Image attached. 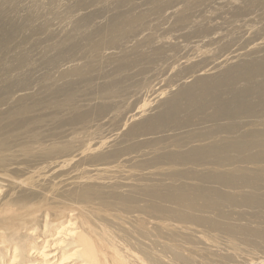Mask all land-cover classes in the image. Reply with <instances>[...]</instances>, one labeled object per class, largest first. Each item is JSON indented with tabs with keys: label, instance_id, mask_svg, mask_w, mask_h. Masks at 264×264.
Instances as JSON below:
<instances>
[{
	"label": "rangeland",
	"instance_id": "374dc122",
	"mask_svg": "<svg viewBox=\"0 0 264 264\" xmlns=\"http://www.w3.org/2000/svg\"><path fill=\"white\" fill-rule=\"evenodd\" d=\"M57 1L0 0V53L3 52V56L2 53L0 54V75L4 73V75L2 76L5 78V82L3 81L4 78L3 80L0 78V80H2L1 82L3 83L2 87L7 86L6 89H3L2 87L0 89V98L2 97L1 99L3 101L0 106V110H3L1 112H5L12 106V109L14 108V110L16 109L24 112L26 118H17V123L21 124L18 127L23 129L25 132H28V130L30 129V125L28 123H25L27 121V118L30 119L34 116H39L45 121L43 122L42 126H39L40 130H35L37 133L44 135V143L50 145L51 143H54L56 141V143H61V140L62 142H67V140L72 136V132L74 131L73 128L79 129L80 126L77 125L76 127V125H68L64 120H57L59 121L58 124L57 122H53V120H49V113H53V111L55 112L56 110L54 109L48 112L46 107L51 105L52 98L54 100L59 96L63 99L67 96L65 94H67L69 91L71 92L70 89H72L73 93H75L74 97H76V100L81 102L82 100H87L86 102H89H85V107L81 106L82 109H80V111L75 115V118L77 115L82 114L83 119H86L85 124L88 126V128L90 126L89 129H92L96 126L95 128H100L103 130L100 131V135H98L92 141V146L94 147L89 156H102L101 159H104V162L102 161L98 163L97 165L99 166L96 167H92L90 166V164L87 165V167H85L84 169V177H88V179L85 180L79 179V177L81 176L80 174H82V168L77 169L79 162H83V160L84 162H87L86 156L81 155V152L77 153L78 155L75 158L76 160L74 159L70 163H67V159H61L57 162H54V164L52 165H46L38 168L37 171H34L36 170V163L29 159L30 154H28L26 148L19 147L17 143L22 142L26 136L19 138V140H15L12 138L11 134H3V132H1L0 159L1 157L4 159L0 160V163H3L0 164V264H88L87 260L81 255L83 247L82 243L77 244L75 241V237L69 233L82 232L85 233L84 236L89 239V236L86 234L88 229L84 224V220L77 214L78 211L76 208H70L68 211L65 210L67 211L65 215L58 219L54 215L56 212H50L45 208H41L34 217H31V220L28 219V221L22 222L21 224L13 225L9 222L7 224L3 222L1 217L2 215H9L13 211V209L22 206L25 201L27 202V204H31V206H29L30 208L33 207V203L34 201H36L35 196H28V190L32 189L29 188L26 184V179L31 177H34L36 186H40V188H43L45 190L51 189L58 184V194H62V196L69 198V201H73V199H76L75 202L77 203L79 199L81 200V198H79L81 192H83L84 190L86 191L87 188L91 187L92 190L89 191V194L91 193L92 196L96 195L104 198H109L112 200V202L117 198H124L133 200L136 204H140L142 206L144 203L150 202L151 198L155 196L151 194L152 192H159L160 194H162V197L165 198V196L169 194H175L174 191L176 190V193L180 195H186V197L191 200V203L196 204H194L195 206L193 205L192 210H184V212H182H187L186 216L189 218V220L190 218H192V221L190 222L194 223L196 219V221L200 220L203 224L192 226L178 224V226L176 227L167 228L160 227L162 226L161 223L151 221V227L147 230L144 228L146 233L148 234L147 236L142 234V232H144L143 227L138 226L136 222H130L127 216L122 217L116 212L105 216L104 212L97 213L93 212L92 210H87V212L89 213V217L91 216V220L93 221L92 224L95 227L94 231L96 235L103 240V245H107V247L110 249L112 248V245L115 244L119 252H121L122 254L124 253L131 255V259L125 260L127 261L125 262V264H264V144L263 146L260 145L262 141L264 143V136L260 135L262 132H264V126H259V124L257 123V119H255V117L253 116V114H257V108L248 106L250 109L249 113L247 111L248 108L244 107L243 109L245 110H242L241 112L245 116L241 115L239 117L232 118V123H229L231 120H229L228 122L209 121L210 123L208 124L205 123V125L203 126H197V118H193V122H190L187 119L180 120V126L175 131H171L170 128L167 127L166 129L165 127V125L167 124L172 125L174 123L173 121L168 120V116L170 112L174 111L175 104L176 107L178 106V103L176 101L177 97L175 96L177 95V93L180 92L182 100L188 98V96L195 90L193 86L191 87V85L195 84V81H204L209 78L215 77L220 72L238 67L249 54H255V58L259 57L260 59H264V36L257 42H251L257 32H259L260 30H264V21L260 23L258 27L255 26L253 29H250L251 27H253V25L249 26L250 18H248L249 15L246 13L252 11V6L249 5L243 7L245 5H238V7L240 6L239 9H241V13H243V15L241 16L242 18L240 17V19L237 20L236 26L235 24H233V26H229V30H231L230 33L228 30L223 29L221 35L225 36L226 39L222 38L220 41L218 40V44L215 45V47H211L212 50L215 49V51L211 52L219 53L225 50L226 47H231L233 44H238V46L233 45L231 50L225 52V54H227L226 57L217 62V64L221 65L220 68L214 69L215 67L214 65H212L208 69L199 73L197 72L196 74H188L191 66L195 63L200 62L202 58L206 57L205 55L203 57H199V59L193 58L188 61L183 60L180 63L178 69L174 71L168 70L166 72H160L159 69L157 70L154 67H150L148 69L149 71L143 72V78L140 76L141 72L136 69L134 70V74L137 75L136 78L135 76H132V71H128V67H130L132 64V60H130L131 58L129 57V54H133L136 51V49L132 51L135 41H124L120 44L119 47L113 48L112 41L116 36L115 34L113 35V30L115 29V27H113V19L118 15L117 13L120 12L121 14V12L123 13V11L125 12L127 9H129V5H132L130 7L135 8L139 6L141 9L138 12L142 13L148 11L150 6H147L145 4L142 5L140 0H137L138 2L136 0H131L133 4L130 3V0H128L129 2L126 1V3L120 6V8L118 7V11H116L113 8V2H117V0H82L83 2H81V0ZM139 7L137 9H139ZM210 7H216V3L214 4V6L211 5ZM219 7L222 8V11L218 9V13L223 14L226 10L223 8V6ZM233 7L235 8V6ZM205 11L209 12L210 8ZM64 12L66 14H64ZM162 13L159 15L158 20L155 21V19H152L148 24V26L150 27L153 26L154 28H157V32H155V35L152 34L151 37V32L143 33L142 31H144L147 26H139L140 30L138 29V32L143 34L133 36V40L139 41L140 44H143L148 39L152 38L153 42H157L156 44L151 42L152 45L155 47L157 45L161 48L158 49L156 47L155 49L157 50L151 49L150 54H158V56H160V54H165L168 59L174 53L186 54L189 48L193 50L196 45H198V40H201L202 37L200 38L192 36L188 38V35L191 36L193 32L195 33L200 31V29L196 25L198 21L195 20V22L193 21V23H188V26H183L179 23H177L176 25L174 24L175 21L170 24L172 22L171 18L175 12L173 10H166ZM246 15L248 16L246 17L247 19L244 18ZM160 17L163 21L169 19V22L165 21L164 26L161 23L158 24L160 22ZM223 17V15L219 18L217 16H213L212 20L214 23L211 22L205 25V27L207 28L212 26L213 29L207 30L206 28H204V32H207L206 34L210 35L216 26L223 25ZM27 26L29 29L27 28ZM77 28H80V30H78ZM137 28L138 27L135 26L136 30ZM240 28L242 29L240 30ZM171 29H176L174 35L182 36V38H175L170 41L162 42H158L156 40L158 37L160 38V36H162V33H166ZM189 31L192 33L189 34ZM227 34L229 35L227 36ZM131 35H133V33ZM94 44H97L96 47ZM15 47H17V49ZM87 47L92 48L87 51L85 50V48ZM137 50L141 51V49ZM190 53L193 54L192 52H189L188 54ZM5 54L6 56H4ZM57 54L61 56L60 59ZM83 54L86 55L83 56ZM93 54L98 55L93 56ZM258 54H260V56H258ZM29 55L31 56V58H29ZM7 56L8 58L12 56V59H7V61L9 60L8 62L5 61ZM13 56H18V60L16 61V58L14 60ZM43 56L45 59L43 58ZM106 56H109V58H104ZM3 57L6 58L4 59ZM19 57H21L23 61L20 60ZM152 57H154V55H152ZM118 58L119 60H117ZM39 59H41L42 62L41 60L39 61ZM51 59L55 62L50 63ZM11 60L13 61V66H10L11 64L9 62H11ZM47 60L49 63L46 62ZM70 60H75V62L69 64ZM18 61L22 63H19ZM124 61H126L127 63ZM2 64H4V68L9 66V68H11L10 72H13L14 70L15 74L14 72L13 74H10L8 72V67L5 72L4 69H2ZM39 64H43V66ZM208 64L210 65V63ZM217 64L215 63V65ZM21 65L22 68L20 69ZM49 65L50 67H48ZM16 66L19 67L21 72H17L19 70H15L18 69V67L16 68ZM116 67L120 69H116ZM62 70H66L67 72L74 71L73 73H71V75L67 76L68 80H62V84L64 85H61L62 88L65 89L64 91H62L63 89H59L61 88V86L58 88L51 85L59 75L58 73ZM22 72L23 74H21ZM7 74L10 78L6 77ZM106 74H110V78L113 80V85H111L110 89L108 90L110 91L108 92L110 98H115L116 95L118 96L116 97L117 99L113 98L110 100V102H105L104 100H102L104 99V97L101 96L106 95L101 94L102 92H107L105 85H103L107 83L106 79L104 78ZM11 76L13 77V79ZM179 77H184V79L178 82L176 87L167 88L166 81L168 78H175V81H178ZM113 78H115V80ZM163 78L166 81L162 80ZM242 78L243 79H241V81L245 82L244 77ZM251 78H253L254 80H251L247 84L255 81L256 77L254 76ZM79 79H81L82 81H80ZM141 79H146L149 84L154 85H150L149 87L148 84V88L147 86L145 87L148 90L145 89V91L143 89L144 85L142 84L141 86L138 85L139 88L136 87L134 89L136 83ZM7 80H9L10 84ZM1 82L0 84L2 85ZM77 83L78 85L82 83L79 85L80 88L78 87ZM99 84L101 85V87L99 86ZM10 85L13 86V88H11ZM63 86H65V88ZM37 87L40 89H37ZM250 87L259 88V86L254 82L252 83V85L250 84ZM7 88L9 90V94ZM55 88L59 89V91ZM12 89H14L15 92ZM53 89L55 92H53ZM124 89L125 91H122ZM4 90L8 95L4 93ZM136 90H139V97H137L138 95L134 94L137 92ZM184 91H187V93ZM37 92L41 93H39V101H43L41 102L42 104L44 103L42 106H38V102L35 99H33L34 101H31L33 93L35 94ZM63 92H65V94H63ZM1 94H4L6 98L8 96L11 101L6 99L4 95L2 96ZM10 94H12L11 96L13 98L10 97ZM47 94L51 96H46ZM85 94L87 95L85 96ZM122 94L124 96H122ZM98 95H100L102 98ZM44 96H46L44 98L45 100L41 99V97L43 98ZM126 96L129 97L128 100ZM237 96L241 95L239 94ZM147 98V103L149 105L145 109H143L142 105L144 101L147 100ZM226 98L227 100H230L228 96H226ZM100 99L103 102L100 101L99 103ZM123 99L124 101H127L129 103L123 102ZM182 100H180L181 104L184 102V100ZM47 101L51 103L49 104ZM15 102H19L18 105L22 104L23 102L24 103L18 108V105ZM122 103H125V107ZM134 103H138V107L137 104L135 105ZM112 105L113 108L116 105H119L117 107L119 108L120 112L116 109V111H114L113 109V112H111L109 108H111ZM34 106L36 107V109L42 107L41 109H43L44 112H38V110H36ZM226 110L227 113L230 111V109ZM188 111L191 115L187 114L189 112H186V114L184 115L185 117L194 115L191 110ZM245 111L248 113L245 114ZM116 113H118L119 115H116ZM210 113L211 111L206 114L208 115ZM248 114H252V117L250 118V115ZM164 115L167 116L166 119L164 118ZM244 117L246 119H243ZM177 118L182 119L181 117ZM247 118H250L252 120L250 121ZM248 120L250 122H248ZM261 120L264 121V119H260V121ZM62 122L64 123L63 126L61 124ZM217 122L221 123L219 124ZM3 123L8 124L7 121ZM77 123L79 122H75V124ZM252 123H256L255 125H257L258 127H254L253 125L251 127L246 126L247 124ZM218 124L222 125L224 128H221L222 126H219ZM234 124L237 126L239 125L238 127H242V129L239 128V131L244 130L246 133L244 131L239 132L237 130L238 132H235V130H232V127H237ZM191 125H193V127ZM262 125L264 124L262 123ZM214 126H217V128ZM225 127L226 129L229 128L227 129L229 131L225 132ZM222 129L224 133H226V135L228 132V134L234 133L238 137H236L234 134L232 136H225V134H222ZM250 129L253 130V134L251 133ZM166 130H168V132ZM207 130H213V134L216 135L213 136V139H211V141L207 143H197L192 145H189L187 143L183 147L178 148L169 145L165 140H160L169 138L174 140L175 142H178L179 144L192 132L201 134V132ZM219 130H221L222 132H219ZM57 131L59 132L57 133ZM95 131L96 129L92 132L95 133ZM150 131H153L154 133H157L159 131V133L155 135L151 134ZM25 132L20 131V133ZM217 132L219 134L221 133L220 138L219 136H217L219 135ZM255 132L258 135L255 134ZM239 134H241V136H239ZM224 136L227 137V139H224ZM230 136L232 137V141H230ZM258 136H263V140L261 141V138ZM221 137H223L225 142ZM234 138H236L237 140H235V145L232 144L234 143ZM237 138H241L242 140L240 139L241 141H238ZM195 139L199 140L198 138ZM257 139L258 141L260 139L259 143H257ZM159 142H162V144H157ZM237 142L240 143L238 144ZM212 143L213 145L217 143L220 147V151H218V149L216 150V147L218 148V146L216 145L214 146L213 150L210 149L209 146ZM247 143L251 144L249 145L251 146L250 150H248L249 146H246ZM253 143L255 145H253ZM31 144L33 145L32 142ZM258 144L261 148L257 147V149L256 147H254V149H257L254 151L252 145L257 146ZM232 145H234V147H232ZM236 145H238L239 148L244 147L243 151H245L241 154L236 153L239 150ZM245 146L248 148L246 149ZM210 147L212 148L213 146L211 145ZM221 148L225 152H223ZM34 149V146H30L28 148V150L30 151H33ZM211 150L212 152H210V154L220 160L228 158V166L225 168H220L217 167V162H214L212 159L210 161L206 160L205 155L206 153H208V151ZM228 150L229 153L227 152ZM251 157H253L254 159H251ZM257 157H262V161H260L261 159ZM69 160L70 159H68V161ZM114 160H117V162L113 164V162H115ZM238 160L241 161V163H239ZM195 161H197L198 164H204V166L195 169H193L191 166H188V164H191ZM211 162H213V165ZM252 162L253 164H250ZM170 163L177 164L171 165ZM43 168L46 169L41 170ZM37 172H39V175ZM171 173L173 175L177 174L176 176L178 177H176L175 180L172 177H168ZM187 175L188 178L186 177ZM145 189L148 192H145ZM68 194H71V196H73L69 197ZM37 198L38 197H36V199ZM81 202L87 203L88 200L84 198V200L79 201V203ZM38 203L39 202L37 201L35 204L37 205ZM50 203L53 204L54 201L51 200ZM160 204L162 205V208L177 210L174 206L167 202H160ZM188 211H192L193 213ZM112 215L113 217H111ZM18 216V218L22 217L21 215ZM140 219H142V216H135L134 220ZM205 225H213V227L209 228ZM173 237H175V241H173Z\"/></svg>",
	"mask_w": 264,
	"mask_h": 264
},
{
	"label": "bare ground",
	"instance_id": "6f19581e",
	"mask_svg": "<svg viewBox=\"0 0 264 264\" xmlns=\"http://www.w3.org/2000/svg\"><path fill=\"white\" fill-rule=\"evenodd\" d=\"M50 1V0H49ZM54 1V0H53ZM57 1V0H56ZM84 1V0H83ZM81 0V2H83ZM85 1H88V0H85ZM106 1V0H105ZM129 2L128 0H117V2H113V8L118 11V7L120 8V6H122L124 3ZM131 1V0H130ZM137 1V0H136ZM141 1V4H145L147 6H150V8L148 9V11L144 12L143 9L142 12H138L140 11V7L139 9L135 8V7H130L132 5H129V9H127L125 12L123 11V13L120 12L117 13L118 15L113 19V27H115V29L113 30V35L115 34V38H113V48H117L120 46V44L124 41H135V44H134V47L132 48V51L134 49H136V51L133 53V54H129V57L131 58L130 60H132V64L130 67H128V71H132L133 74H134V70H139L141 73H140V76L143 78V72H146V71H149L148 69L150 67H154L156 68L157 70L159 69L160 72H166L168 70L170 71H174L176 69H178L180 63L183 61V60H191V59H199V57H203L206 55V57L202 58L200 62L198 63H195L191 66V69L189 70L188 74H196L197 72H201V71H204L206 69H208L209 67H211L212 65H214V69H218L220 68L221 65L217 64L218 61L222 60L223 58L226 57L227 54H225V52L229 51L232 49L233 45L231 47H226L225 50H223L222 52H219V53H214V52H211V51H215L212 50V46L215 47V45L218 44V40L220 41L222 38H225V36L221 35V32L223 29L225 30H228L229 33L231 32V30H229V26H233V24H235V26L237 25V20L240 19V17L243 15V13H241V9H239L238 5H245L243 7H246V6H252V11L249 12V13H246L249 15V17L246 15L244 18L248 17L250 18V22H249V26L253 25V27H251L250 29H253L255 26L258 27L260 25V23H262L264 21V2L263 0L259 1V0H140ZM140 1H139V4H140ZM5 2V1H4ZM42 2V1H41ZM45 2V1H44ZM58 2V1H57ZM138 2V1H137ZM1 3V2H0ZM32 3V2H31ZM49 3V2H48ZM54 3V2H53ZM79 3V2H77ZM132 3V1L130 2ZM216 3V7H210L211 5L214 6V4ZM6 4V3H5ZM27 4V3H26ZM41 4V3H40ZM39 4V5H40ZM52 4V3H51ZM86 4V3H85ZM103 4V3H102ZM133 4V3H132ZM12 5V4H11ZM60 5V4H59ZM95 5V4H94ZM126 5V4H125ZM38 6V5H37ZM44 6V5H43ZM79 6V5H78ZM89 6V5H88ZM105 6V5H104ZM128 6V5H127ZM219 6H223V8L226 10L224 11V13L220 14L218 13L219 10H221L222 8L219 7ZM235 6V8L233 7ZM28 7V6H27ZM35 7V6H34ZM60 7V6H59ZM93 7V6H92ZM7 8V7H5ZM33 8V7H32ZM55 8V7H54ZM53 8V9H54ZM117 8V9H116ZM128 8V7H127ZM210 8V11L209 12H206L205 10L209 9ZM57 9V8H56ZM111 9V8H110ZM219 9V10H218ZM247 9V8H246ZM246 9H245V12H246ZM33 10V9H31ZM58 10V9H57ZM108 10V9H107ZM166 10H173L175 13L174 15L172 16L171 20L172 22L170 24H172L174 21V24L177 25V23H179L180 25H187L188 26V23H193V21L195 22V20H197V26L198 28L200 29L199 32H188L189 34L192 33L191 36L188 35V38L189 37H192V36H196V37H202L201 40H198L199 43H197L198 45H196V47L192 50L191 48H189L186 52V54H173L171 53V57L168 59L165 54H160V56H158V54H152L154 55V57H152V55L150 54L151 52V49H155L156 47L159 49L161 48L160 46L158 47L156 45L153 46L151 42H153L152 38L148 39L146 42H144L143 44H140L139 41H136V40H133L134 37L133 36H136V35H139V34H143L145 32H151L150 33V36L152 37V34L155 35V32H157V28H153L148 26L149 24V21H151L152 19H155L158 20L159 19V15L166 11ZM243 10V9H242ZM36 11V9H35ZM41 11V10H40ZM52 11V10H51ZM114 11V10H113ZM206 13H205V12ZM222 11V10H221ZM220 11V12H221ZM14 12V11H13ZM17 12V11H16ZM55 13V12H54ZM113 13V12H112ZM16 14V13H15ZM34 14V13H33ZM37 14V13H36ZM44 14H45V11H44ZM51 14V13H50ZM64 14H66L64 12ZM67 14H68V11H67ZM164 14V13H162ZM167 14V13H166ZM14 15V14H13ZM61 15V14H60ZM168 15V14H167ZM224 16L222 18L223 20V25L221 26H216L214 28V30L212 31V33L210 35L206 34L204 31L206 28L207 30H212L213 27H205L206 24L208 23H211L213 22L212 20V17L213 16H217L218 18L220 16ZM29 16V14H28ZM35 16V15H34ZM79 16V15H78ZM251 16V17H250ZM13 17V16H12ZM11 17V18H12ZM53 17V16H52ZM61 17V16H60ZM89 17V16H88ZM155 17V18H153ZM17 18V17H16ZM15 18V19H16ZM242 18V17H241ZM25 19V18H24ZM73 19V18H71ZM247 19V18H246ZM3 20V19H2ZM21 20V19H20ZM15 21V20H14ZM18 21V20H17ZM30 21V20H29ZM84 21V20H83ZM165 21H168L169 22V19L168 20H162V18L160 17V22L158 24H162L164 26V22ZM5 22V21H4ZM9 22V21H8ZM95 22V21H94ZM2 23V22H1ZM214 23V22H213ZM27 24V22H26ZM68 24V23H67ZM74 24V23H73ZM72 24V25H73ZM147 24V25H146ZM168 24V23H167ZM178 24V25H179ZM71 25V26H72ZM151 25V24H150ZM175 25V26H176ZM25 26V25H24ZM31 26V25H29ZM75 26V25H74ZM90 26V25H89ZM135 26L138 27L137 30L135 29ZM139 26H147L146 29L144 31H142L143 33H140L138 32L140 29H139ZM79 27V26H78ZM86 27V26H85ZM159 27V26H158ZM177 27V26H176ZM238 27V26H237ZM28 28V26H27ZM43 28V27H42ZM75 28V27H74ZM83 28V27H81ZM89 28V27H88ZM222 28V29H221ZM232 28V27H231ZM6 29V28H5ZM9 29V28H8ZM29 29V28H28ZM70 29V28H69ZM72 29V28H71ZM78 29V28H77ZM139 29V30H138ZM142 29V28H141ZM170 29V28H168ZM242 28H240L241 30ZM1 30V29H0ZM14 30V29H13ZM18 30V29H17ZM74 30V29H73ZM80 30V28L78 29ZM184 30V29H183ZM236 30V29H235ZM238 30V28H237ZM8 31V30H7ZM251 31V30H249ZM12 32V30H11ZM27 32V31H26ZM25 32V33H26ZM91 32V31H90ZM176 32V29H171L169 31H167L166 33H162V36H160V38L158 37L156 40L158 42H162V41H170V40H173V39H177V38H182V36H175L174 33ZM234 32V31H233ZM239 32V31H238ZM3 33V32H2ZM39 33V32H38ZM133 33V35H131ZM243 33V32H242ZM245 33V32H244ZM1 34V33H0ZM7 34V33H6ZM111 34V33H110ZM246 34V33H245ZM16 35V34H15ZM174 35V36H173ZM187 35V34H186ZM229 34H227L228 36ZM2 36V35H1ZM22 36V35H21ZM20 36V37H21ZM25 36V35H24ZM81 36V35H79ZM86 36V35H85ZM185 36V35H184ZM264 36V30H260L259 32H257V34L253 37V40H251V42H257L258 40L262 39ZM3 37V36H2ZM6 37V36H5ZM9 37V36H8ZM139 37V36H138ZM12 38V37H11ZM82 38V37H81ZM6 39V38H4ZM9 39V38H8ZM15 39V38H14ZM25 39V38H24ZM111 39V38H110ZM195 39V38H194ZM217 39V40H216ZM23 41V40H21ZM144 41V40H143ZM211 41V42H210ZM6 42V41H5ZM82 42V41H81ZM88 42V41H87ZM97 42V41H96ZM240 42V41H239ZM3 43V42H2ZM89 43V42H88ZM94 43V42H93ZM154 44H156L157 42H153ZM241 43V42H240ZM6 44V43H5ZM11 44V43H10ZM9 44V45H10ZM98 44V43H97ZM97 44H94L95 47ZM201 44V45H200ZM253 44V43H252ZM14 45V44H13ZM81 45V44H80ZM92 45V44H91ZM99 45V44H98ZM250 45V44H249ZM19 46V45H18ZM47 46V44H46ZM101 46V45H100ZM147 46V47H146ZM234 46H238V44L234 45ZM3 47V46H2ZM6 47V46H5ZM224 47V46H223ZM8 48V46H7ZM17 49V47H15ZM92 48V47H91ZM90 47L88 48H85V50H89L91 49ZM2 49V48H1ZM6 49V48H5ZM19 49V48H18ZM137 49H141L140 50H137ZM7 50V49H6ZM157 50V49H155ZM14 51V50H12ZM11 51V52H12ZM84 51V50H82ZM166 51V49H165ZM218 51V50H217ZM220 51V50H219ZM16 52V50H15ZM106 52V51H105ZM189 52H192L193 54H188ZM2 53V56H3V52ZM0 53V54H1ZM108 53V52H107ZM81 54V53H80ZM10 55V54H9ZM13 55V54H12ZM15 55V54H14ZM18 55V54H17ZM20 55V54H19ZM24 55V54H23ZM40 55V54H39ZM42 55V54H41ZM44 55H47V54H44ZM52 55V54H51ZM55 55V54H54ZM53 55V56H54ZM58 55V54H57ZM76 55V54H75ZM86 54H83V56H85ZM96 56L98 54H93V56ZM255 54H249L247 55V58L244 59L241 64L238 66V67H234L230 70H225L224 72H220L219 74H217L215 77H212V78H209L207 80H199L198 82L195 81V84H192L191 87L193 86L195 88L194 92L191 93L188 98H185L183 99L184 100V104L180 102V100H182V96H180V92L177 93V95H175L177 97L176 101L178 103V106L176 107V104H175V109L174 111L170 112L169 113V116H168V120L169 121H173L174 123L172 125H165L166 129L167 127L171 129V131H175L179 128L180 126V120H183V119H187L188 121L190 122H193V118H197L196 120V125H205V123H210L209 121L211 122H216V121H221V122H224V121H229L231 120L229 123H232V118L234 117H239L241 115H243V113L241 112L242 110H245L243 109L244 107H247L248 108V112L250 111L249 107L248 106H253L254 108L256 107L258 112L256 115L253 114V116L255 117V119H257V123L259 124V126L261 125L262 127L264 125H262V123L264 124V121H260V119H264V62H263V58H255L254 57ZM6 56V54L4 55ZM30 56V55H29ZM59 56V55H58ZM126 56V55H125ZM258 56H260V54H258ZM12 56H10L9 58H11ZM22 57V56H21ZM20 58V60H22V58ZM26 57V55H25ZM55 57V56H54ZM61 56H59V59H60ZM208 57V58H207ZM4 58V57H3ZM6 58V57H5ZM4 58V59H5ZM8 56L7 58L5 59V61H7V59H9ZM14 60L16 58V61L18 60V56L15 57L13 56ZM24 58V57H23ZM31 58V56L29 57ZM44 58V56H43ZM51 58V57H50ZM106 59L109 58V56H106L104 57ZM12 59V58H11ZM45 59V58H44ZM69 59V58H68ZM99 59V58H98ZM103 59V58H102ZM124 59V58H123ZM122 59V60H123ZM27 60V59H26ZM30 60V59H29ZM41 59H39L40 61ZM48 60H49V57H48ZM48 60L46 62H48ZM65 60V59H64ZM63 60V61H64ZM119 60V58L117 59ZM128 60V59H127ZM3 61V60H2ZM4 61V62H5ZM9 61V60H8ZM7 61V62H8ZM23 61V60H22ZM57 61V60H56ZM77 61V60H76ZM107 61V60H106ZM116 61V59H115ZM121 61V60H120ZM129 61V60H128ZM12 60L11 62H9L10 66H13L12 65ZM19 63H22L20 61H18ZM29 62V61H28ZM42 62V60H41ZM44 62V61H43ZM53 63L55 62L54 60L51 59L50 63ZM72 62H75V60H70L69 64L72 63ZM126 62V61H124ZM123 62V63H124ZM3 63V62H1ZM18 63V64H19ZM49 63V62H48ZM58 63V62H57ZM120 63V62H119ZM127 63V62H126ZM130 63V62H129ZM210 63V65L208 64ZM215 63L217 65H215ZM6 64V63H5ZM8 64V63H7ZM15 64V63H14ZM17 64V65H18ZM45 64V63H44ZM68 64V65H69ZM75 64V63H74ZM125 64V63H124ZM4 64H2V67H3ZM41 65V64H39ZM53 65V64H51ZM56 65V64H55ZM54 65V66H55ZM121 65V64H120ZM127 65V64H126ZM1 66V65H0ZM6 66V65H5ZM15 66V65H14ZM19 66V65H18ZM16 66V68L18 67ZM43 66V64L41 65ZM119 66V65H118ZM9 68V66H7ZM7 67L6 68H2L4 69V71L6 72L7 70ZM50 67V65L48 66ZM52 67V66H51ZM58 67V66H57ZM13 68V67H12ZM22 68V65L20 67V69ZM55 68V67H54ZM53 68V69H54ZM124 68V67H123ZM18 67V69H15V70H19L17 72H21ZM27 69V68H26ZM58 69V68H57ZM56 69V70H57ZM86 69V68H84ZM116 69H120V68H117ZM213 69V70H214ZM55 70V71H56ZM66 70H69V69H66ZM66 70H62L60 71L56 78V80L53 82V84H51L52 86L54 87H60L59 89H63L62 88V84L63 81L65 79L68 80V77L69 75H71V73H73L74 71L72 72H67ZM11 71V68H9V73L13 74V72H10ZM24 71V69H23ZM26 71V70H25ZM37 71V70H36ZM53 71V70H52ZM58 71V70H57ZM86 71H89V70H86ZM110 71V70H109ZM112 71V70H111ZM115 71V70H114ZM7 72V73H8ZM108 72V71H107ZM120 72V71H119ZM2 73V72H1ZM105 73V72H104ZM9 74V76H10ZM15 74V72H14ZM23 74V72L21 73ZM86 74V73H85ZM97 74V73H96ZM132 76H135L137 78V75L134 74ZM4 75V73L2 74ZM0 75V78L3 80V76ZM18 75V74H17ZM95 75V74H94ZM112 75V74H111ZM118 75V74H117ZM164 76V74H163ZM256 77L255 78V81H253L255 84H257L259 86L258 87H254V88H251L250 87V84L252 85V83L250 84H247L249 83L251 80H254L253 78L251 77ZM6 77H8V74L6 75ZM12 77V76H11ZM20 77V76H19ZM67 77V78H65ZM104 77V76H103ZM157 77H162V76H157ZM185 77V76H184ZM184 77H179V80L178 81H175V78H168L167 81L164 80V78L162 80L166 81V85H167V88H173V87H176L177 86V83L180 82L181 80L184 79ZM187 77V76H186ZM242 77H244V81L245 82H242L241 79H243ZM10 78V77H8ZM94 78V77H93ZM107 81L106 84H103L105 85L106 87V91L105 93H101V94H106V95H101L104 97V100L105 102H110L111 99H113L114 97L110 98L109 96V93L110 91H108L111 87V85H113V80L110 78V74H106L105 77H104ZM166 78V77H165ZM7 79V78H6ZM13 79V77H12ZM64 79V80H63ZM71 79V77H70ZM115 80V78H113ZM159 79V78H158ZM156 79V80H158ZM202 79V78H201ZM0 80V82L2 81ZM10 80V79H9ZM8 81V83L10 84V82ZM15 80V79H14ZM63 80V81H62ZM80 81H82L81 79H79ZM130 80V79H129ZM161 80V81H162ZM5 82V78L3 80ZM11 81V80H10ZM155 81V79H154ZM12 82V81H11ZM68 82V81H67ZM88 82V81H87ZM153 82V81H152ZM2 83V82H1ZM7 83V82H6ZM79 83V81H78ZM77 83V85H78ZM83 83V82H82ZM80 83V84H82ZM103 83V82H102ZM157 83V82H156ZM159 83V82H158ZM62 84V85H61ZM66 84V83H65ZM74 84V83H72ZM79 84V85H80ZM119 84V83H118ZM130 84V83H129ZM143 86V89L145 91V89L148 88V81H146V79H141L139 82L136 83L134 89L136 87H138V85ZM1 85V84H0ZM7 85V84H5ZM26 85V84H25ZM67 85V84H66ZM65 85V86H66ZM76 85V84H75ZM76 85V86H77ZM78 85V87H79ZM131 85V84H130ZM150 85H154V84H149V87ZM3 86V83L2 85L0 86V89L1 87ZM11 86V85H10ZM47 86V85H46ZM50 86V85H49ZM65 86H63L65 88ZM71 86V85H70ZM75 86V87H76ZM99 86L101 87V85L99 84ZM147 86V88H145ZM157 86V85H156ZM155 86V87H156ZM199 86V87H197ZM207 86V87H206ZM7 87V86H6ZM6 87H2L3 89ZM30 87V86H29ZM45 87V86H44ZM52 87V88H54ZM67 87V86H66ZM69 87V86H68ZM83 87V85H82ZM81 87V89H82ZM123 87V86H122ZM164 87V86H163ZM11 88H13V86H11ZM15 88V86H14ZM36 88V87H35ZM47 88V87H46ZM80 88V87H79ZM86 88V87H84ZM139 88V87H138ZM141 88V87H140ZM158 88V87H157ZM155 88V89H157ZM37 89H40L37 87ZM42 89V88H41ZM44 89V88H43ZM57 89V88H55ZM59 89H57L59 91ZM68 89V88H66ZM76 89V88H75ZM78 89V88H77ZM88 89V88H87ZM101 89V88H100ZM161 89V88H160ZM191 89V88H190ZM189 89V90H190ZM14 90V89H12ZM48 90V89H47ZM51 90V88H50ZM57 90H56V93H57ZM65 89H63L62 91H64ZM71 92L69 91L67 94H65V92H63V94L67 95L66 97H64L63 99L60 98L59 96L53 100L52 98V103L50 106L46 107V109L49 111L51 110H56L55 112L53 111V113H49V120H53V122H58L57 120H61V121H65L68 125H77L80 126L79 129H74V131L72 132V136L70 139L64 142H62L61 140V143H51L50 145H47L46 143L43 142V137L44 135H41L40 133H37L35 129H39V126H42L43 122L45 121L43 118L39 117V116H34L33 118H30L28 119L27 118V121L25 123H28L30 125V129L28 130V132H25L23 129H21L20 127H18L19 123H17V118H26V115L24 112L20 111V110H14V108L12 109L11 107V104H10V109L5 111V112H1L3 110H0V133L3 132V134H11L12 135V138L15 139V140H19V138H22L24 136L25 139L22 141V142H17L19 147H22V148H26L28 154H30L29 156V159H31L34 163H36V170L34 171H37L38 168L40 167H43V166H46V165H52L54 164V162H57L61 159H67V163H70L71 161H73L76 156L78 155L77 153L81 152V155H85L86 156V161L87 162H79L78 163V166H77V169H80L82 168V174H80L81 176L79 177V179L81 180H85V179H88V177H84L85 175V172H84V169L85 167H87V165L90 164V166L92 167H96V166H99L97 165L98 163L102 162L103 160L101 159L102 156H89L90 155V152L93 150V147L92 146V141L98 136L100 135L99 132L100 131H103L102 129L100 128H92V129H89L88 126L85 124L86 122V119H83V115H77L76 118H75V115L80 111L81 106H84L86 103H89V102H86L84 100L81 101H78L76 100V97H74L75 93H73L72 89H70ZM74 90V89H73ZM117 90V89H116ZM121 90V89H120ZM148 90V89H147ZM168 90V89H167ZM183 90V89H182ZM5 91V90H4ZM7 91H8V94H9V90L7 88ZM41 91V90H40ZM49 91V90H48ZM78 91V90H77ZM99 91V90H98ZM113 91V90H112ZM115 91V90H114ZM122 91H125L122 90ZM137 91V90H136ZM190 91V92H191ZM15 92V90H14ZM52 92V90H51ZM53 92L54 89H53ZM81 92V91H80ZM118 92V91H117ZM141 92V91H140ZM154 92V90H153ZM187 93V91H184ZM182 92V93H184ZM188 92V93H190ZM3 93V92H2ZM5 94L6 91L4 92ZM40 93V92H39ZM39 93H33V96L31 97V101H34L33 99H35L37 102H38V106H42L43 104L41 102L43 101H39ZM43 93H47V92H43ZM42 93V94H43ZM79 93V92H78ZM119 93V92H118ZM143 93V92H142ZM148 93V92H147ZM150 93V92H149ZM7 94V95H8ZM12 94H13V91H12ZM10 94V97H12ZM16 94V93H15ZM41 94V93H40ZM50 94V93H48ZM46 95V96H49V95ZM52 94V93H51ZM84 94V93H83ZM93 94V93H92ZM126 94V93H124ZM133 94V93H132ZM136 95L139 94V90L134 93ZM144 94V93H143ZM152 94V93H151ZM241 95V96H237V95ZM2 95V94H1ZM4 95V94H3ZM2 95V96H3ZM55 95V94H54ZM60 95H61V92H60ZM87 94H85L86 96ZM91 95V93H90ZM112 95V94H111ZM115 95V93H114ZM121 95V94H120ZM119 95V96H120ZM145 95V94H144ZM184 95V94H183ZM186 95V94H185ZM188 95V94H187ZM14 96V95H13ZM42 96V95H41ZM46 96H44L43 98L41 97V99H44ZM51 96V95H50ZM49 96V97H50ZM100 96V95H98ZM100 96V97H101ZM122 96H124L122 94ZM129 96V94H128ZM127 97V100L129 99V97ZM132 96V95H131ZM174 96V97H175ZM226 96H228V98L230 100H227ZM5 97V95H4ZM55 97V96H53ZM83 97V95H82ZM116 97H118L116 95ZM115 97V98H116ZM139 97V95L137 96ZM147 97V96H146ZM2 98V97H1ZM0 98V106L2 104V99ZM6 98V97H5ZM13 98V97H12ZM90 98V97H89ZM102 98V97H101ZM114 98V99H115ZM125 98V97H124ZM150 98V97H149ZM8 100L11 101V99H9V97L7 96ZM19 99V98H18ZM40 99V100H41ZM48 99V98H47ZM81 99H84V98H81ZM88 99V98H86ZM117 99V98H116ZM119 99V98H118ZM122 99V98H121ZM126 99V98H125ZM141 99V98H140ZM210 99V100H208ZM45 100V99H44ZM50 100V98H49ZM96 100H97V97H96ZM143 100V99H142ZM145 100V99H144ZM182 100V101H183ZM7 101V100H6ZM18 101V100H17ZM24 101V100H23ZM101 99L99 100V103H100ZM114 101V100H112ZM111 101V102H112ZM119 101V100H117ZM131 101V100H130ZM9 102V101H8ZM20 102V101H19ZM19 102H15L17 103V105L19 104ZM29 102V101H28ZM36 102V103H37ZM49 103V101H47ZM86 102V103H85ZM103 102V101H101ZM123 102L125 103H129L127 101H124L123 99ZM135 102V101H134ZM148 102V98L146 101H144L143 105H142V108L145 109L149 104L147 103ZM10 103V102H9ZM13 103V104H15ZM22 103V102H21ZM24 103V102H23ZM22 103V104H23ZM46 103V102H45ZM49 103V104H50ZM96 103V102H95ZM113 103V102H112ZM121 103V102H120ZM125 103H122L123 105ZM131 103V102H130ZM12 104V105H13ZM20 104V105H22ZM30 104V103H29ZM133 104V103H132ZM135 104V103H134ZM137 104V107H138V103ZM135 104V105H136ZM140 104V103H139ZM174 104V103H173ZM186 104V105H185ZM20 105H18L17 107L19 108ZM25 105V104H24ZM28 105V104H27ZM130 105V104H128ZM127 105V106H128ZM180 105V106H179ZM8 106V105H7ZM87 106V105H86ZM119 105H116L114 108H113V105L111 108H109V110L111 112H113V109L114 111L119 110V108L117 107ZM126 106V107H127ZM171 106V104H170ZM3 107V106H2ZM13 107H16V106H13ZM22 107V106H21ZM24 107V106H23ZM35 107V106H34ZM32 107V108H34ZM85 107V106H84ZM125 107V105H124ZM131 107V106H130ZM179 107V108H178ZM17 108V109H18ZM29 108V107H28ZM31 108V109H32ZM42 107L40 108H37L35 107L36 110L39 111H42L44 112L43 109H41ZM132 108V107H131ZM21 109V108H20ZM116 109V110H115ZM130 109V108H129ZM128 109V110H129ZM136 109V107H135ZM194 109V110H192ZM226 109H230V111L227 113V110ZM126 110V109H125ZM131 110H134V109H131ZM188 110H191V112L194 113V115L190 116V117H185L184 115L186 114V112H189ZM226 110V111H225ZM256 110V109H255ZM256 110V111H257ZM136 111V110H135ZM134 111V113H135ZM210 114H206L208 112H210ZM133 112V111H132ZM248 112L245 111V114H247ZM252 112V111H251ZM128 113V112H127ZM130 113V112H129ZM192 113V114H193ZM250 113V112H249ZM126 114V113H124ZM167 114V113H166ZM187 114H190L187 113ZM38 115V113H37ZM116 115H119L118 113H116ZM128 115V114H126ZM191 115V114H190ZM250 115V114H248ZM252 115V114H251ZM250 115V118L252 117ZM41 116V115H40ZM99 116V115H98ZM125 116V115H124ZM133 116V115H132ZM163 116V114H162ZM165 116V115H164ZM187 116V115H186ZM245 116V115H243ZM242 116V117H243ZM85 117V116H84ZM101 117V116H100ZM177 117H181L182 119H178ZM184 117V118H183ZM241 117V118H242ZM249 117V116H248ZM74 118V119H73ZM102 118V117H101ZM165 119L167 118V116L164 117ZM250 118H247L249 119L250 121L252 119ZM47 119V118H46ZM83 119V120H82ZM113 119V117H112ZM243 119H246L245 117ZM25 120V119H24ZM236 120V119H235ZM238 120V119H237ZM242 120V119H241ZM248 120V122H250ZM7 121L8 124H4L3 122ZM168 121V122H169ZM240 121V120H239ZM238 121V122H239ZM75 122H79L77 124H75ZM166 122V121H165ZM182 122V121H181ZM187 122V121H186ZM220 122V123H221ZM235 122V121H234ZM242 122V121H241ZM240 122V123H241ZM253 122V121H252ZM256 122V120H255ZM219 123V122H217ZM219 123V124H220ZM246 123H247V120H246ZM2 124V125H1ZM47 124V123H46ZM56 124V123H55ZM60 124V123H59ZM62 126H63V122L61 123ZM89 124V123H88ZM191 124V123H190ZM214 124V123H213ZM212 124V125H213ZM218 124V125H219ZM228 124V123H226ZM225 124V126H226ZM256 124V123H255ZM255 124H247L246 126H249L251 127L252 125L255 127L257 125ZM26 125V124H24ZM215 125V124H214ZM230 125V124H229ZM233 125V124H232ZM235 125V124H234ZM193 127V125H191ZM219 126H222V125H219ZM237 126V125H235ZM239 126V125H238ZM232 127V130H235V132L238 130L239 131V128L242 129V127ZM2 127V128H1ZM187 127V126H186ZM201 127V126H199ZM217 128V126H214ZM230 127V126H229ZM258 127V126H257ZM27 128V127H26ZM54 128V127H53ZM198 128V127H197ZM208 128V127H207ZM221 128H224L223 126ZM221 128H218V129H221ZM253 128V127H252ZM57 129V128H55ZM59 129V128H58ZM72 129V130H73ZM95 131V133H93L92 131ZM170 129H169V132H170ZM215 129V128H214ZM229 129V128H227ZM226 127L224 129V131H229L227 130ZM245 129V128H244ZM256 129V128H255ZM254 129V130H255ZM258 129V128H257ZM40 130V129H39ZM54 130V129H53ZM164 130V129H163ZM217 130V129H216ZM231 130V129H230ZM251 130V133L253 134L254 132H252L253 130ZM262 130V129H261ZM20 131H23L25 133H20ZM71 131V130H70ZM168 132V130H166ZM180 131V130H179ZM199 131V130H198ZM202 131V130H201ZM223 131V129H222ZM221 130H219V132H222ZM223 133L222 134H225V136H229V135H233L234 133H229L227 132V135L226 133ZM237 131V132H238ZM242 131V130H240ZM239 131V132H240ZM244 131V130H243ZM242 131V132H243ZM256 131V130H255ZM264 131V129H263ZM50 132V131H49ZM55 132V131H54ZM59 131H57L58 133ZM66 132V130H65ZM68 132V130H67ZM211 132V133H210ZM216 132V131H215ZM233 132V131H232ZM241 132V133H242ZM245 132V131H244ZM260 132V131H259ZM258 132V133H259ZM151 134H155L157 135L159 133V131L157 133H154L153 131H150ZM186 133V132H185ZM218 133V132H217ZM246 133V132H245ZM244 133V134H245ZM250 133V132H249ZM2 134V133H1ZM50 134V133H49ZM52 134V133H51ZM61 134V133H59ZM66 134V133H65ZM68 134V133H67ZM213 134V130L212 131H203L201 132V134H196V133H191L190 135H188V137L178 144V142H175L174 140L172 139H169V138H166V139H160V140H165L166 143H168L169 145L173 146V147H183L185 144H189V145H192V144H197V143H207V142H210L211 139H213V136H216V135H212ZM216 134V133H215ZM219 134V133H218ZM251 134V135H252ZM255 134H257L255 132ZM63 135V134H62ZM61 135V137H62ZM69 135V134H68ZM168 135V133H167ZM220 135H217L219 136L220 138ZM235 135V134H234ZM258 135V134H257ZM260 135H263L264 136V132H262ZM66 136V135H65ZM223 136V135H222ZM224 136V137H225ZM230 136V137H231ZM236 137H238L237 135H235ZM239 136H241V134H239ZM243 136V135H242ZM262 136V137H263ZM48 137V136H47ZM68 137V136H67ZM159 137V136H158ZM170 137V136H169ZM229 137V138H230ZM260 137V136H258ZM261 138V141L264 139ZM195 138H198L199 140H196ZM217 138V137H215ZM214 138V139H215ZM218 138V139H219ZM223 139V137H221ZM243 138V137H242ZM224 139H227V137H225ZM223 139V140H224ZM238 141L241 139V138H237ZM59 140V141H60ZM158 140V141H160ZM236 138H234V143L232 144H236L235 141ZM242 140V139H241ZM240 140V141H241ZM228 141V140H226ZM232 141V137H231V140ZM258 141V139H257ZM256 141V142H257ZM31 142L33 143V145L31 144ZM225 142V140H224ZM255 142V143H256ZM260 142V139L257 143ZM15 143V142H14ZM238 143V142H237ZM240 143V142H239ZM238 143V144H239ZM3 144V143H2ZM157 144H162V142H159ZM156 144V145H157ZM215 144V143H214ZM222 144V143H221ZM263 141L261 142V146H263ZM213 146L212 148L210 146ZM209 146L210 149L213 150L214 146H218V148L216 147V150L218 149V151H220V147L219 145L216 143L215 145H213V143ZM224 145V144H223ZM231 145V144H229ZM234 145H232V147H234ZM245 145V144H243ZM251 144H248L246 146H249ZM253 145H255L253 143ZM253 150H257L258 148H261L260 145L258 146H253ZM30 146H34L35 149L33 151H30L28 150V148ZM155 146V145H154ZM222 146V145H221ZM228 146V144H227ZM238 147V145H236ZM245 148L247 149L248 147ZM225 147V146H224ZM250 147L249 146V149L250 150ZM254 147H258L257 149H254ZM226 148V147H225ZM224 148V149H225ZM228 148V147H227ZM231 148V146H230ZM236 148V147H235ZM239 148V147H238ZM243 148L244 147H240L238 152V154H241L243 153ZM222 149V148H221ZM234 149V148H233ZM252 149V148H251ZM25 150V149H24ZM198 150V149H197ZM211 151H208V153H206L205 155V158L206 160L210 161L211 159L214 161V162H217L216 165L217 167H220V168H225L227 167V163L229 161V159L227 157V159H224V160H220L216 157H214L212 154H210ZM223 150V149H222ZM236 150V149H235ZM252 150V151H253ZM18 151V150H16ZM234 151V150H233ZM222 152V151H221ZM223 152H225L223 150ZM222 152V153H223ZM229 153V150L227 151ZM248 152V151H247ZM246 152V153H247ZM250 152V151H249ZM9 153V152H8ZM12 153V152H11ZM32 154V155H31ZM8 155V154H7ZM27 155V154H26ZM92 155V154H91ZM257 155V154H256ZM9 156V155H8ZM19 156V155H18ZM17 156V157H18ZM84 156V157H85ZM7 157V156H5ZM26 157V156H25ZM16 158V157H15ZM254 158H255V155H254ZM253 157H251V159H254ZM257 158H260V157H257ZM256 158V160H257ZM1 159H4L1 157ZM0 159V160H1ZM68 159H70L68 161ZM262 161V157L260 158ZM26 160V159H25ZM76 160V159H75ZM4 161V160H2ZM19 161V160H18ZM115 161V160H114ZM119 161V160H118ZM251 161V160H250ZM26 162V161H25ZM104 162V161H103ZM117 160L114 163H116ZM239 163H241V161L238 160ZM254 162V161H253ZM250 163V164H253ZM2 163V162H1ZM0 163V164H1ZM28 163V162H27ZM62 163V162H61ZM119 163V162H118ZM212 165H213V162H211ZM3 164V163H2ZM63 164V163H62ZM171 165H175L173 163H170ZM183 164V163H182ZM19 165V163H18ZM185 165V164H184ZM211 165V166H212ZM2 166V165H1ZM8 166V165H6ZM23 166V165H22ZM28 166V165H27ZM31 166V165H30ZM29 166V167H30ZM35 166V165H34ZM119 166V165H118ZM188 166H191L193 169L195 168H198V167H202L204 166V164H198L197 161L191 163V164H188ZM210 166V165H209ZM11 167V166H10ZM28 167V169H29ZM70 167V166H69ZM160 167V166H159ZM145 168V167H144ZM31 169V168H30ZM46 168H43L41 170H45ZM145 170V169H143ZM202 170V169H201ZM38 175H39V172H37ZM105 173V172H104ZM194 173V172H193ZM177 174L173 175L172 173L169 174L168 177H172L174 180L176 179V176ZM210 175V173H209ZM207 175V176H209ZM206 176V175H204ZM143 177V175H142ZM188 178V175L186 176ZM203 177V176H202ZM212 177V176H210ZM209 177V178H210ZM145 178V177H144ZM190 178V177H189ZM214 178V177H213ZM204 180V179H203ZM144 181V180H143ZM142 182V181H141ZM145 182V181H144ZM149 182V181H148ZM202 182V181H200ZM199 183V182H198ZM26 184L28 185L29 188H31L32 190H28V196H35V200L34 201V205L33 207H29L31 206V204H27V202L25 201L24 204L22 206H19L15 209H13V211L8 215V214H4L2 215V220L3 222H5L6 224L9 222L13 225H16V224H21L22 222H26L29 220H31V217H34L35 214L40 211L41 208H45L47 209L48 211L50 212H56L54 215L55 217L58 219L60 217H63L65 215V213L71 208H76L77 211H78V215L84 220V224L86 225V228L88 229L87 231V235L89 236V239L86 238L84 236L85 233H82V232H78V233H73V232H69L70 234H72L74 237H75V241L76 243H82L83 247H82V252H81V255L87 260L88 264H92V263H95V264H105V263H108V264H125V260H130L131 259V255L130 254H122L121 252L118 251V248L115 246V244L112 245V248H108L107 245H103V240L100 239L94 229V225L92 224V220H91V216L89 217V213L87 212V210H92L93 212H104V215L107 216L113 212H116L118 214H120L122 217L123 216H127V218L129 219V221L131 222H136L138 224V226L140 227H143V230L144 232H142L143 235L147 236L148 234L146 233L145 229L147 230L148 228L151 227L150 223L151 221H156L158 223H161L162 226L160 227H176L178 226V224H185V225H197V224H203L200 220L199 221H196L195 219V222L192 223L190 221H192V218H189L186 216V213H183L184 210H192L193 209V203H191V200L186 197V195H180L178 193H176V190L174 191L175 194H169L167 196H165V198L162 197V194H160L159 192H152L151 194L155 195L151 198V201L150 202H146L144 203L142 206L140 204H136L133 200H130V199H124V198H117L115 199L113 202L111 199L109 198H104V197H100V196H92V194L90 195L89 194V191L92 190L91 187L90 188H87V190L81 192V195H79V198H81V200H84L87 199L88 202L87 203H79V201H81L79 199L78 203L75 202L76 199L73 201H69V198L67 197H64L62 196V194H58L57 192V186L58 184L55 186V187H52L51 189H43V188H40V186H36L35 182H34V177H31V178H28L26 179ZM200 184V183H199ZM88 187V186H87ZM96 191V190H95ZM145 192H148L146 189H145ZM218 192V191H217ZM72 193V192H70ZM98 193V192H97ZM76 194V193H75ZM69 195V194H68ZM164 195V194H163ZM71 196V194L69 195V197ZM73 196V195H72ZM71 196V197H72ZM102 196V195H101ZM27 197V196H26ZM36 197H38L36 199ZM44 197V198H43ZM76 197V196H75ZM74 197V198H75ZM34 198V197H33ZM54 201L53 204L50 203V201ZM194 200V198H193ZM202 200V199H201ZM250 200V199H249ZM39 202L37 205L35 204L36 202ZM29 202V201H28ZM160 202H167L169 204H171L172 206H174L177 210H171L169 208H162ZM196 205V204H195ZM194 205V206H195ZM166 207V206H165ZM91 208V209H90ZM255 209V208H254ZM46 210V211H47ZM67 210V211H65ZM183 211V212H182ZM238 211V210H237ZM179 212H182V213H179ZM188 212H192V211H188ZM193 213V212H192ZM52 214V213H51ZM18 215H21L22 217L18 218L19 216ZM51 216V215H50ZM135 216H142V219L140 220H134L135 219ZM113 217V215L111 216ZM192 217V216H191ZM17 218V219H16ZM207 224V223H206ZM129 225V224H128ZM184 225V226H185ZM206 227H209V228H212L213 225H205ZM145 228V229H144ZM207 229V228H206ZM86 230V229H85ZM84 230V231H85ZM80 231V230H79ZM126 234V233H125ZM136 234V233H135ZM155 235V234H154ZM109 237V236H108ZM128 237V236H127ZM168 237V236H167ZM158 238V236H157ZM115 239V238H114ZM169 239V238H168ZM177 239V238H176ZM117 241V240H115ZM120 241V240H119ZM167 241V240H166ZM172 241V240H171ZM173 241H175V237H173ZM168 242V241H167ZM157 244V243H155ZM119 245V244H118ZM122 246V244H121ZM124 261V262H123Z\"/></svg>",
	"mask_w": 264,
	"mask_h": 264
}]
</instances>
